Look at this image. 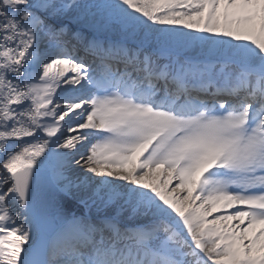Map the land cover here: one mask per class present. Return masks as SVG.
Masks as SVG:
<instances>
[{
  "label": "snow or ice",
  "instance_id": "1",
  "mask_svg": "<svg viewBox=\"0 0 264 264\" xmlns=\"http://www.w3.org/2000/svg\"><path fill=\"white\" fill-rule=\"evenodd\" d=\"M0 264H264V0H0Z\"/></svg>",
  "mask_w": 264,
  "mask_h": 264
}]
</instances>
